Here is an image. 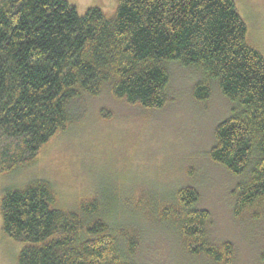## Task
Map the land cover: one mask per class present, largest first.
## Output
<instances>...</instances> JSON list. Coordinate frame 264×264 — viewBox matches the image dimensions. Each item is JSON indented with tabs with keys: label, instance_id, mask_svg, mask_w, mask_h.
<instances>
[{
	"label": "trees",
	"instance_id": "trees-1",
	"mask_svg": "<svg viewBox=\"0 0 264 264\" xmlns=\"http://www.w3.org/2000/svg\"><path fill=\"white\" fill-rule=\"evenodd\" d=\"M246 33L234 0H118L110 17L98 7L80 14L68 0H0V173L29 166L74 119L70 105L84 94L107 89L128 104L162 108L174 61L202 73L197 101L215 81L232 103L208 157L238 177L234 211L256 217L264 211V56ZM174 195L156 219L187 253L229 264L233 245L209 239L198 191L184 186ZM56 200L45 179L3 191L2 232L23 243L17 264H138L135 233L111 223L115 201L106 208L88 198L72 211Z\"/></svg>",
	"mask_w": 264,
	"mask_h": 264
},
{
	"label": "rangeland",
	"instance_id": "rangeland-1",
	"mask_svg": "<svg viewBox=\"0 0 264 264\" xmlns=\"http://www.w3.org/2000/svg\"><path fill=\"white\" fill-rule=\"evenodd\" d=\"M117 1L68 0L80 14L98 7L108 17ZM234 2L247 25V43L264 56V0ZM166 67L168 100L162 108L128 104L107 89L74 100V119L29 166L0 173V200L6 188L45 179L56 192L55 206L62 209L77 211L88 198L106 208L115 201L111 223L135 233L138 264H215L187 253L174 229L156 219L157 209L172 204L180 187L192 186L199 193L196 207L210 212L209 239L233 245L229 264H264V211L256 210V217L247 209L236 213L238 177L208 157L214 128L230 115L232 103L215 81L208 99L197 101L193 90L202 73L174 61ZM1 222L0 215V264H17L23 243L3 233Z\"/></svg>",
	"mask_w": 264,
	"mask_h": 264
}]
</instances>
